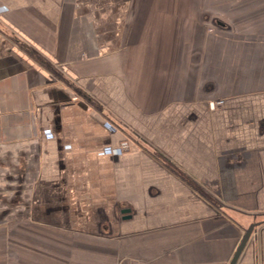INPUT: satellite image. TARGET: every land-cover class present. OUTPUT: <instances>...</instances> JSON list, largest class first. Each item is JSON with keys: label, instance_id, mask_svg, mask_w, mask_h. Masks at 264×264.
Wrapping results in <instances>:
<instances>
[{"label": "crops", "instance_id": "1", "mask_svg": "<svg viewBox=\"0 0 264 264\" xmlns=\"http://www.w3.org/2000/svg\"><path fill=\"white\" fill-rule=\"evenodd\" d=\"M0 209L25 264H264V0H0Z\"/></svg>", "mask_w": 264, "mask_h": 264}, {"label": "rangeland", "instance_id": "2", "mask_svg": "<svg viewBox=\"0 0 264 264\" xmlns=\"http://www.w3.org/2000/svg\"><path fill=\"white\" fill-rule=\"evenodd\" d=\"M26 195V194H25ZM2 209H0L1 211ZM2 226L0 225V230H5L9 231V228L5 227L2 228ZM3 230V231H4ZM16 231V230H14ZM5 239V238H4ZM16 240L13 241V243H15ZM68 242V243H67ZM62 241V240H51L49 242H44L38 239H34L33 242L34 243V264H43L42 260H43V254L46 253H51L55 256H59L63 258L65 257H72V264H74L76 261H78V259H84L86 261L87 258H90L88 255L92 252H102V251H106L107 247H100L97 244H94L92 242H84V241H77V240H70V241ZM8 243V244H7ZM20 243H23L20 241ZM3 244V246H2ZM6 246H5V245ZM8 246V248H7ZM15 244L12 246L10 245V241L7 240L6 241H1L0 240V255H1V251L5 254V252H8V260H10L11 263L13 264H25V262L27 261V257L20 255L19 259H17L16 256H11L10 251H15ZM76 250V251H75ZM21 248H20V252H21ZM15 253V252H14ZM61 253V255H60ZM29 261H30V257ZM49 258V257H47ZM110 264H112V262H110Z\"/></svg>", "mask_w": 264, "mask_h": 264}, {"label": "water", "instance_id": "3", "mask_svg": "<svg viewBox=\"0 0 264 264\" xmlns=\"http://www.w3.org/2000/svg\"><path fill=\"white\" fill-rule=\"evenodd\" d=\"M210 199H212V202H213L214 204L220 205L219 201H218L216 198H214V197L211 196ZM122 212H123V214L125 215V217H124L125 220L131 218L130 215H129V213H130V210H129V209L123 210ZM260 225H261V224H260ZM258 226H259L258 223H252V224L248 227V229L245 231V233H244V235H243V237H242V239H241V241H240V244L238 245V247H237V249H236V251H235V253H234V256L232 257V260L230 261L229 264H237V262H238V260H239V258H240V256H241V254H242V252H243V250H244L246 244H247L248 241L250 240L251 236H252L254 233H256V227H258ZM256 238H257V234H255V239H256Z\"/></svg>", "mask_w": 264, "mask_h": 264}, {"label": "built area", "instance_id": "4", "mask_svg": "<svg viewBox=\"0 0 264 264\" xmlns=\"http://www.w3.org/2000/svg\"><path fill=\"white\" fill-rule=\"evenodd\" d=\"M225 104V100L224 99H218V100H214V101H211L209 103V106L212 110L216 109L218 106H222ZM124 148H127L128 145L124 144L123 145Z\"/></svg>", "mask_w": 264, "mask_h": 264}, {"label": "flooded vegetation", "instance_id": "5", "mask_svg": "<svg viewBox=\"0 0 264 264\" xmlns=\"http://www.w3.org/2000/svg\"><path fill=\"white\" fill-rule=\"evenodd\" d=\"M243 235H244V234H243ZM242 237H243V236H242ZM241 239H242V238H241ZM254 239H255V235H254V237H253V240H254ZM240 241H241V240H240ZM239 244H240V242H239ZM239 244H238V245H239ZM247 244H248V243H247ZM247 244H246V245H247ZM238 245H237V247H238ZM237 247H236V249H237ZM245 247H246V246H245ZM244 249H245V248H244ZM235 251H236V250H235ZM233 256H234V254H233ZM231 260H232V259H231Z\"/></svg>", "mask_w": 264, "mask_h": 264}]
</instances>
